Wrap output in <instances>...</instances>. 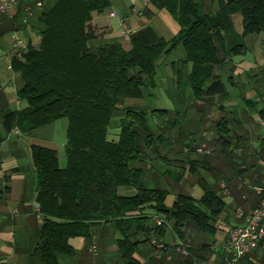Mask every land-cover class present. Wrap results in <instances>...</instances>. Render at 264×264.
<instances>
[{
    "label": "trees",
    "instance_id": "1",
    "mask_svg": "<svg viewBox=\"0 0 264 264\" xmlns=\"http://www.w3.org/2000/svg\"><path fill=\"white\" fill-rule=\"evenodd\" d=\"M151 2L166 9L180 26L169 41L145 45L133 38L128 50L118 42L95 46L98 29L92 14L106 11L111 0H52L37 16L39 48H29L14 63L22 82L18 97L26 103L17 113L19 131L29 133L67 120L64 166L55 150L30 147L43 220L32 255L39 264H60V257L74 254L69 241L91 239L98 224L131 230L118 241L119 250L150 261L159 252L152 242L156 234L170 231L184 240L189 227L211 232V218L224 209L222 196L213 189L199 199L178 194L166 207L167 192L147 188L141 180L144 169L133 164L164 143L166 129L175 126L170 112L120 111L118 105L123 99L140 98L143 91L152 92L158 62L179 45L186 58L172 64L176 88L190 87L200 99L214 69L243 54L248 35L264 34V0ZM188 64L191 71L185 74ZM112 130L117 140H109ZM120 187L136 193L119 196ZM158 219L164 220L161 226Z\"/></svg>",
    "mask_w": 264,
    "mask_h": 264
},
{
    "label": "crops",
    "instance_id": "2",
    "mask_svg": "<svg viewBox=\"0 0 264 264\" xmlns=\"http://www.w3.org/2000/svg\"><path fill=\"white\" fill-rule=\"evenodd\" d=\"M35 2L20 0L17 7L0 16V264H39L32 255L40 241L43 220L36 201V174L30 147L41 145L59 155L58 148L66 144V139H57L55 129H49L45 137L35 134L55 122L29 133L20 132L16 126L17 113L26 107V103L18 97L22 82L14 69L15 61L22 59H10V48L14 34L25 40L27 51L39 48L37 16L41 10L35 11L28 23L23 21L25 8ZM50 2L52 0H48L46 5ZM92 24L98 29L93 45L118 42L126 50L130 49L133 38L152 45L160 40H171L180 30L176 19L151 0H111L106 11L92 14ZM236 27H242L240 16H236ZM245 45L243 54L231 57L214 69L200 99H195L190 87L178 90L175 85L172 64L183 61L185 53L184 58L168 63L165 72L159 71L165 56L158 62L156 87L152 92L143 91L140 98L124 99L118 105L120 111L136 109L139 106L134 104L145 102L149 97L157 99L154 92L159 91L161 97L156 110H166L180 119L175 128L166 129V140L161 145L165 152L162 163L170 165L172 159L177 161L179 157H185L180 163L184 164L185 173L210 176L201 175L191 182L187 194L199 199L207 190L213 189L222 196L225 206L211 218L213 230L200 232L193 227L185 230V239L181 242L192 250L188 256L176 252V236L172 232L166 231L162 236L156 234L155 239H162L166 247L152 260L145 261L135 253L123 254L119 250L118 241L123 239L124 232L132 234L131 230H121L114 224H98L91 239L74 238L69 241L74 254L64 256L73 259L66 264H98L101 260L105 261L103 264H200L221 260L219 248L226 242L230 231L247 223L245 216H238V211L247 214L259 206L261 196L256 189L264 184V34L248 35ZM190 71L191 64H188L184 72ZM130 100L138 102L131 103ZM144 110L151 112L152 109ZM188 121H191L192 129H188ZM108 138L117 140V131H110ZM202 146L214 155L200 156L202 154L196 153L195 150ZM222 153L232 159L238 158L240 163L228 160L225 155H220ZM143 169L152 170V165L146 164ZM186 178V174L179 173L175 181L179 188ZM224 186L229 194L222 192ZM165 191V206L171 207L181 192ZM117 192L119 196L130 197L136 190L120 187ZM144 211L152 213L150 209ZM93 239L97 241L95 254L90 251ZM101 251L105 252L106 258L102 257ZM240 264H264V237L258 248L242 258Z\"/></svg>",
    "mask_w": 264,
    "mask_h": 264
},
{
    "label": "built area",
    "instance_id": "3",
    "mask_svg": "<svg viewBox=\"0 0 264 264\" xmlns=\"http://www.w3.org/2000/svg\"><path fill=\"white\" fill-rule=\"evenodd\" d=\"M47 1L48 0H36L34 5L27 6L24 11L23 21L28 23L29 20L34 17L35 11L42 10ZM19 2L20 0H0V16L9 13L18 6ZM13 38L9 58L22 59L23 55L27 52V44L25 40L17 34H14ZM196 153L212 155V151L205 146L198 148ZM256 191L261 196L259 206L247 214L241 210L238 211V216H245L247 223L243 227H237L230 231L226 242L219 248L221 250V260L216 263L202 262L200 264H240L242 258L258 248L264 237V184L257 188ZM222 192L224 194H229V190L225 186L222 188ZM163 223L164 220H157L158 226H161ZM152 242L156 245L159 252L164 248L163 242H159L155 239H153ZM174 246L177 253L184 256L190 254V248L178 238L175 239ZM90 251L94 254L97 252V241L95 239L92 240Z\"/></svg>",
    "mask_w": 264,
    "mask_h": 264
},
{
    "label": "rangeland",
    "instance_id": "4",
    "mask_svg": "<svg viewBox=\"0 0 264 264\" xmlns=\"http://www.w3.org/2000/svg\"><path fill=\"white\" fill-rule=\"evenodd\" d=\"M184 57H185L184 48L182 46H179L175 50L174 53H172L169 56L167 55L164 57V61H163L164 64L162 66V69H159V71L165 72V70H166L165 68H166L168 63H170L171 61H174L176 59H180V58L182 59ZM154 93H155V97L157 96V99H155L154 97L153 98L149 97L148 98L149 100H146L145 102H142V103L139 102L138 104H134V105H138L139 107H142V109L139 107L136 109L140 110V111H145L144 109H152L151 111L158 109L159 105L157 103H158V100H160L161 96L159 95V91H156ZM129 102L137 103L138 101L137 100L136 101L130 100ZM170 118L173 121V123H175V126H174V128H175L180 119L177 118V115L172 114V113H170ZM112 124H113V122H112ZM187 124H188V129H192L191 121H188ZM66 125H67V120L61 119V120L56 121L49 128L40 129L35 134L37 136L44 135V137H45L48 135L49 129L51 131H53V129H55L57 131V136H58L57 139L60 140V137H61L62 140L65 141V139H66V134H65L66 128L64 129V127H66ZM114 126H117V125H114ZM260 128H262V127H260ZM195 142L196 141H194V143ZM187 144H188V142H187ZM58 151L60 153L59 157L61 159V164H62V166H64L65 162H66L64 147L58 148ZM218 151L221 152V149L218 148ZM164 153L165 152L163 151L161 145L160 146L157 145L154 148L148 150L146 155L140 161H137L133 164V167H135V168H143V166L146 164L152 165V170H144V172L141 176V180L147 188H149V189H164V190H169V191L175 190V191H179L181 193L187 194L189 192L188 190L191 187L190 186L191 182L198 180V178L201 175H205L206 177H210L206 173H195V174L185 173L183 170L184 164L183 165L180 164L182 159H186L185 157H179V159H177V161L172 159L171 161H169L170 165H166V164L162 163V157L165 156ZM215 155H218V154H215ZM220 155H225V153L224 154L222 153ZM200 156H203V155H200ZM225 156L228 158V160L232 159V158H229L230 155H228L229 157L227 155H225ZM192 158L193 157H191V159ZM223 158H225V157H223ZM237 159L234 158V159H232V161H234V162L236 161V163H240ZM179 173H180V175L186 174V176H187L186 180H184L181 183L182 188H179L178 185L175 183V181L178 178ZM192 173H194V172H192ZM101 255H102V257L106 258L105 252L101 251ZM72 260L73 259L71 257H64L63 256L62 257V264L70 263ZM103 263H105L104 260L98 261V264H103Z\"/></svg>",
    "mask_w": 264,
    "mask_h": 264
}]
</instances>
